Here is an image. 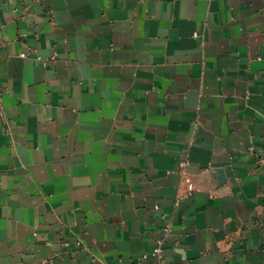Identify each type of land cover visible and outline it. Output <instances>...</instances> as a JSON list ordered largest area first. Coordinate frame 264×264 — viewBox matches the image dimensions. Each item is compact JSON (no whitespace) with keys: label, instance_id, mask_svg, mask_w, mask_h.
Listing matches in <instances>:
<instances>
[{"label":"crops","instance_id":"1","mask_svg":"<svg viewBox=\"0 0 264 264\" xmlns=\"http://www.w3.org/2000/svg\"><path fill=\"white\" fill-rule=\"evenodd\" d=\"M264 264V0H0V264Z\"/></svg>","mask_w":264,"mask_h":264},{"label":"built area","instance_id":"2","mask_svg":"<svg viewBox=\"0 0 264 264\" xmlns=\"http://www.w3.org/2000/svg\"><path fill=\"white\" fill-rule=\"evenodd\" d=\"M149 257L155 258L157 264H166L163 244L159 243L150 253L143 255L142 260H147Z\"/></svg>","mask_w":264,"mask_h":264}]
</instances>
